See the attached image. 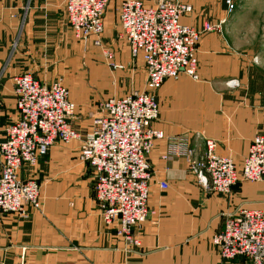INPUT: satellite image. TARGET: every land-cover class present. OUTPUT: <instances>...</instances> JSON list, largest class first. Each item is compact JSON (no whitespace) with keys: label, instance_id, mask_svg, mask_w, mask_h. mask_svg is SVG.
Segmentation results:
<instances>
[{"label":"crops","instance_id":"1","mask_svg":"<svg viewBox=\"0 0 264 264\" xmlns=\"http://www.w3.org/2000/svg\"><path fill=\"white\" fill-rule=\"evenodd\" d=\"M188 1L193 12L183 23L200 27L209 20L220 26L197 44L199 79L182 74L156 91L159 117L153 125L166 135L188 134L197 155L205 150L203 138H212L216 152L239 167L252 138L264 133V58L240 48L242 41L230 34L240 24L228 20L227 10L228 15L211 14L202 7L207 0ZM73 36L64 0H0V141L19 118L12 80L20 73L17 63L24 60L38 69L34 78L53 81L41 70L57 58L76 64L80 45ZM123 50L131 59L128 44ZM232 79L236 86L228 84ZM79 146L78 139L56 141L35 166L22 169L23 178L40 184L41 208L27 207L25 215L0 213V264H254L243 256L221 258L211 238L239 208L264 213V183L239 181L229 193L208 191L185 158H161L166 142L158 140L148 156L149 214L135 229L140 245L134 246L103 223L93 170L80 160Z\"/></svg>","mask_w":264,"mask_h":264},{"label":"built area","instance_id":"2","mask_svg":"<svg viewBox=\"0 0 264 264\" xmlns=\"http://www.w3.org/2000/svg\"><path fill=\"white\" fill-rule=\"evenodd\" d=\"M109 0H64L65 15L75 38L102 48L110 70L126 64L103 41L104 13ZM226 10H234L233 0H224ZM183 0H122L118 10L121 35L129 46L132 62L141 57L145 89L105 98L93 115L89 128L81 132L75 125L76 103L69 88L55 79L40 81L29 71L13 76L19 118L8 124L0 141V213L26 214V208H41L40 184L23 178L24 167L35 166L56 142L80 140L79 158L91 166L94 195L105 225L131 245L139 246L135 229L149 214L151 165L148 159L154 144L165 140L162 159L183 157L200 185L208 191L229 193L239 181L264 183V133L256 134L238 167L230 156L216 152V141L204 137L205 150L197 155L188 134L166 135L153 123L159 117L156 91L166 79L182 74L199 79L196 47L206 32L219 23L204 21L200 27L182 22L192 12ZM256 58V57H255ZM235 79L228 84L236 85ZM165 188L166 183L160 182ZM211 243L223 259L243 256L254 264H264V213L260 209L239 208L225 217L223 229Z\"/></svg>","mask_w":264,"mask_h":264},{"label":"rangeland","instance_id":"3","mask_svg":"<svg viewBox=\"0 0 264 264\" xmlns=\"http://www.w3.org/2000/svg\"><path fill=\"white\" fill-rule=\"evenodd\" d=\"M121 1H108L104 13V43L115 48L116 56L126 63L125 69L111 72L101 47L73 36L75 42L80 45V52L77 53L78 55L75 54L77 55L76 64L66 66L62 59L57 58L41 70L43 74L51 75L52 79H60L69 88L70 94L74 98L77 97L75 125L81 132L89 128L92 116L98 113L100 104L105 98L113 95L122 96L134 89L140 91L145 89L146 73L143 61L139 59L132 62L127 52L123 50L124 43L127 44V42L121 35L117 20ZM145 1L152 4L155 0ZM183 1L191 4L188 0ZM207 1L202 7L211 11V14L222 11L225 14L228 13H226L224 0ZM233 2L235 7L229 15L227 14L228 20L234 21L235 24L239 23L240 26L238 30L230 32L231 36L242 41L241 49L264 58V0H233ZM17 66L16 72H38V69L28 68L24 60L17 63Z\"/></svg>","mask_w":264,"mask_h":264}]
</instances>
